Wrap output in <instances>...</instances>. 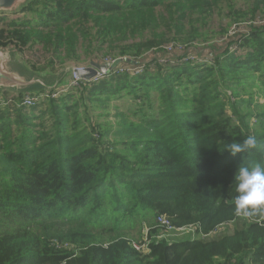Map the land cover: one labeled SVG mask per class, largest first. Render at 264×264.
<instances>
[{"label":"trees","instance_id":"16d2710c","mask_svg":"<svg viewBox=\"0 0 264 264\" xmlns=\"http://www.w3.org/2000/svg\"><path fill=\"white\" fill-rule=\"evenodd\" d=\"M237 1L28 0L15 11L7 42L19 51L78 54L82 40L92 62L126 56L134 62L119 66L142 71L45 90L32 107L1 94L11 102L0 106V264H264V216H236L233 203L236 169L264 165V0ZM224 3L245 33L196 51ZM171 43L185 45L181 57ZM124 95L137 110L115 128L97 119ZM248 135L251 151L224 150ZM160 214L194 235L163 237ZM143 219L140 240L124 231Z\"/></svg>","mask_w":264,"mask_h":264},{"label":"rangeland","instance_id":"374dc122","mask_svg":"<svg viewBox=\"0 0 264 264\" xmlns=\"http://www.w3.org/2000/svg\"><path fill=\"white\" fill-rule=\"evenodd\" d=\"M253 3L254 2L251 0H238L237 6L242 7L246 10H250L253 8ZM221 7L223 8V10L219 11L220 8L217 9L212 21L210 22V25L207 26L205 29L207 37L202 36L197 41L196 40L193 41V42H197V44L196 43L194 44V47H197L196 51H199V52L203 51L204 53H207L208 50L211 49V48H208V46L212 44H214L211 46L212 48L216 50V47H217V49L219 48L221 50L219 46H223L224 44L219 43L221 42L220 40L225 39V36H227L228 33H231V31L234 30L235 28L234 26H236V24H234L233 19H232L233 12H231L228 9V6L226 5V3H224ZM0 16L4 18L0 20V34L3 33V42H6V45H0V49H4L6 47L9 48L8 46L12 45L13 50H14L13 62L18 64L22 69H27L30 66L31 67L36 66L38 70H47V72L40 73V74H42L47 79H49V81H51L50 83H54V81L59 82L60 84L56 85V87H62L64 88L65 91H67L69 90V86L72 84V81H73V73L72 71H70L71 67L72 66H84L85 67V66L91 65V62H92L91 59L94 53H90V51H88L89 50L88 46L86 44H83L82 40H80L79 44L77 45L78 54H71V51H69L67 47L64 49L62 54H51L50 52L44 50L43 47L40 45H37L33 48L23 49V51H19V49H17L12 42L11 43L7 42L9 40L13 41V36L11 35L12 30H11V27H9V23L11 22V20L17 18L19 16V13H15V11H9V10H0ZM221 27L223 28V32L225 33L224 35L220 33ZM239 27L240 28H237V32L238 33L240 32V34H244L245 28L243 27V25L240 24ZM181 44L183 45V43ZM216 44L218 46H216ZM7 55H10V54H7ZM74 58H79V60L78 61L74 60ZM116 58H120V57H113L112 59L115 60ZM30 63L33 65H31ZM35 87H41V86L38 84ZM62 90L63 89H61L58 92H61ZM4 92L8 96L11 94H13V96H16L18 94H25L24 96L32 95L35 97L37 96L39 97L40 95L42 96L43 94V91H40V92L32 91L30 94L28 92L27 93H23V92L14 93L15 91L5 90L0 93V97L4 99L5 97L1 95ZM133 100H134L133 97L129 95H124L120 99L113 100L112 105L110 107L111 112L109 116L107 115V113H104V111H101L100 109L95 110L97 112L96 116H98L97 119L100 120L101 122H104V121L110 122L111 126L115 128L116 124H118V122L121 121L122 119L120 114L125 113L126 116H130L134 110L138 109V106L132 103ZM111 138L113 137L111 136ZM124 219L121 220V222H116L118 227H120V225H124L125 223ZM127 219L129 221H133L135 218L128 217ZM144 220L146 219L141 220L142 223L137 221L134 227L132 228L128 227L124 231L132 234L136 239L137 238L139 239V236H141L142 230L145 235L147 233L146 229L148 227L147 224H149V220L146 221L147 224L145 223ZM229 227H234V224H230V226L226 227L225 231L231 232L232 228L231 230H229ZM192 228L194 229V227H191V228L188 227L187 231L173 230L171 232H166V231L161 230L160 233L163 237L169 238L171 240H177V239L187 238V236H190L191 231L189 229H192ZM215 232H213L211 235L209 234L208 237L206 238H209V239L216 238V235H218V233L217 232L215 233ZM221 232H224V231L221 230Z\"/></svg>","mask_w":264,"mask_h":264},{"label":"water","instance_id":"95a60500","mask_svg":"<svg viewBox=\"0 0 264 264\" xmlns=\"http://www.w3.org/2000/svg\"><path fill=\"white\" fill-rule=\"evenodd\" d=\"M27 1L28 0H0V10L16 11ZM8 47L9 48L6 47L4 49H0V93L5 90L23 93H29L35 89L50 90L60 84L57 81L50 83L51 81H49V79L45 76L40 73L29 71V68L22 69L18 64L13 62L14 50L12 45H9ZM123 61L134 62L132 58L120 57L105 64L91 62V65L85 67L72 66L70 71H72L74 76L81 79L91 80L94 76H96L98 70L110 73ZM38 84L41 87H35Z\"/></svg>","mask_w":264,"mask_h":264},{"label":"clouds","instance_id":"9594fccd","mask_svg":"<svg viewBox=\"0 0 264 264\" xmlns=\"http://www.w3.org/2000/svg\"><path fill=\"white\" fill-rule=\"evenodd\" d=\"M257 146V138L248 135L242 143L224 145L232 156L249 152ZM234 214L244 218L264 216V165L240 166L234 173Z\"/></svg>","mask_w":264,"mask_h":264},{"label":"built area","instance_id":"2783aa9c","mask_svg":"<svg viewBox=\"0 0 264 264\" xmlns=\"http://www.w3.org/2000/svg\"><path fill=\"white\" fill-rule=\"evenodd\" d=\"M235 27V26H234ZM233 27V28H234ZM234 30H237V28ZM185 45L181 44V43H171L169 45L166 46V49L168 52L172 53V52H176V54H179L178 56H182V54H184V49ZM175 54V53H174ZM172 54V55H174ZM195 59V54L194 53H190L189 55L182 57L181 61H189V60H194ZM160 60H164L162 58H160ZM103 63L105 64L107 62H112L114 61V59L107 57L103 59ZM119 66V65H118ZM116 66L110 73H124V72H129L131 74H135V73H140L142 71V67L140 65H128V66ZM78 67H84V66H78ZM106 71H102V70H98L96 76H94L90 81L93 82H98L100 81L103 77H105L106 75L110 74ZM81 78L74 76L73 75V81H72V85L78 84V80H80ZM56 95V94H54ZM38 98L32 95H26L24 96V99L22 101V104L27 106V107H32L36 104ZM11 100L8 99H4L2 97H0V106L1 105H5L10 103ZM156 223H157V227L161 228V230L166 231V232H171L173 230H187L188 227H182V228H176V226H174L172 220L170 219V217L166 214H160L156 217ZM194 227V226H192ZM189 228H191V226H189ZM203 238L208 237L207 235L203 234L202 235ZM134 247L137 250H146L147 249V243H141V242H134ZM66 247H69V244H65Z\"/></svg>","mask_w":264,"mask_h":264},{"label":"crops","instance_id":"0c3cea01","mask_svg":"<svg viewBox=\"0 0 264 264\" xmlns=\"http://www.w3.org/2000/svg\"><path fill=\"white\" fill-rule=\"evenodd\" d=\"M60 89H63L64 90V88H60ZM45 90H47V89H35V90H33V91H38V92H40V91H45ZM32 92V91H31ZM31 92H29L30 94H31ZM14 93H16V92H14ZM37 95V94H36ZM9 96H13V94H11V95H9ZM226 227H228V226H220V227H218L215 231L218 233V235H216V238H214V239H217V238H219L220 236H222L223 234H225V233H229L230 234V232L229 231H225V228ZM231 228L232 227H229V230H231ZM233 229V228H232ZM190 231H191V233H192V235H194V232H195V227H194V229L192 228V229H189ZM221 230H223L224 232H221ZM185 231H187V230H185ZM215 231H213V232H215ZM212 232V233H213ZM215 232V233H216ZM212 233H210V235L212 234Z\"/></svg>","mask_w":264,"mask_h":264}]
</instances>
